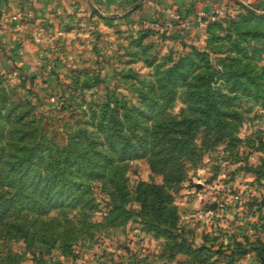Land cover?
Listing matches in <instances>:
<instances>
[{"label": "rangeland", "instance_id": "374dc122", "mask_svg": "<svg viewBox=\"0 0 264 264\" xmlns=\"http://www.w3.org/2000/svg\"><path fill=\"white\" fill-rule=\"evenodd\" d=\"M245 9L263 13L264 0H0V92L9 107L20 106L15 112L27 113L44 143L66 145L99 104L126 96L139 106L157 73L188 63L195 50L210 49L211 65L221 70L229 44L217 39L233 18L248 15ZM19 32L23 40L13 35ZM262 51L250 54L255 79L240 71L247 88L223 87L237 102L239 121L212 146L201 145L200 133L199 157L183 159V182L168 188L179 210L175 227L142 213L137 184L164 178L149 157L139 158L126 164L129 195L107 180L89 182L92 210L68 215L42 253L31 254L21 230L15 239L0 235V264H264ZM184 91L170 113L186 107Z\"/></svg>", "mask_w": 264, "mask_h": 264}, {"label": "trees", "instance_id": "16d2710c", "mask_svg": "<svg viewBox=\"0 0 264 264\" xmlns=\"http://www.w3.org/2000/svg\"><path fill=\"white\" fill-rule=\"evenodd\" d=\"M245 11L248 15L233 18L225 27L226 37L217 39L229 44L226 57L219 59L221 70L211 65L210 49L195 50L188 63L181 59L170 69L159 71L157 82L141 91L139 106H129L126 96L99 104L86 127L74 132L66 145L44 143L35 123L27 113L15 112L20 106L9 107L7 93L2 90L0 235L15 239L21 230L31 254L36 249L39 253L46 251L43 245L56 242L58 230L69 221L68 215L93 209L89 182L107 180L126 197V164L144 157H149L152 171L162 173L164 181H140L135 189L136 200L148 219L175 227L179 210L168 188L183 182L182 160L194 163L199 157L200 133L205 139L201 145L212 146L223 132L231 131L230 121H239L237 102L223 87L232 92L242 85L247 88L241 80L242 69L248 80L255 79L250 54L254 57L263 52L264 12ZM181 88H185L186 107L176 115L169 108ZM166 228L157 229L169 234ZM180 247L178 250H182Z\"/></svg>", "mask_w": 264, "mask_h": 264}, {"label": "built area", "instance_id": "2783aa9c", "mask_svg": "<svg viewBox=\"0 0 264 264\" xmlns=\"http://www.w3.org/2000/svg\"><path fill=\"white\" fill-rule=\"evenodd\" d=\"M156 29L159 30L160 32H164L166 30V27L163 26L161 23H156Z\"/></svg>", "mask_w": 264, "mask_h": 264}, {"label": "crops", "instance_id": "0c3cea01", "mask_svg": "<svg viewBox=\"0 0 264 264\" xmlns=\"http://www.w3.org/2000/svg\"><path fill=\"white\" fill-rule=\"evenodd\" d=\"M1 32H3V31H1ZM16 32H18V31H16ZM13 35H16L15 38L18 39V40H23V38H24L22 32H19L17 34L13 33ZM24 42H25V44H27L26 41H24Z\"/></svg>", "mask_w": 264, "mask_h": 264}]
</instances>
